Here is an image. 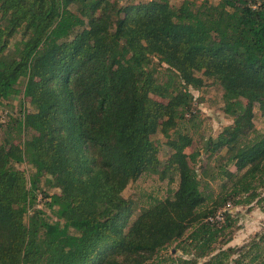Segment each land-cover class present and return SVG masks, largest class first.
Here are the masks:
<instances>
[{
	"label": "trees",
	"instance_id": "1",
	"mask_svg": "<svg viewBox=\"0 0 264 264\" xmlns=\"http://www.w3.org/2000/svg\"><path fill=\"white\" fill-rule=\"evenodd\" d=\"M207 80L233 118L204 148L226 149L217 175L197 171L193 137L176 131L195 115L189 87ZM21 81L32 109L0 122L27 136L0 141V264H148L175 242L193 256L177 264H264V231L246 250L216 246L229 204L264 188V0H0V104ZM159 132L173 150L163 164ZM169 171L173 196L132 219L127 186ZM43 177L60 192L39 193Z\"/></svg>",
	"mask_w": 264,
	"mask_h": 264
},
{
	"label": "rangeland",
	"instance_id": "2",
	"mask_svg": "<svg viewBox=\"0 0 264 264\" xmlns=\"http://www.w3.org/2000/svg\"><path fill=\"white\" fill-rule=\"evenodd\" d=\"M125 2L126 0H121ZM172 3L180 4L183 0H170ZM201 3L205 0H196ZM209 2L216 3L219 0H208ZM19 38V35L15 39ZM20 91L9 101H3L0 104V122L10 125L22 115L23 102L27 101L25 107L29 111L32 109L28 98L23 97L24 82L21 81L16 85ZM193 95L192 108L195 115L191 118H181L176 131H182L190 134L193 137L192 146L186 149L187 153L196 151L199 153L197 157L198 163L193 164L198 172H201V167L205 164L211 166L210 173L217 175L221 170V166H226V160L219 159L220 155H225L226 149H222L214 157H211L209 152L205 151L206 142L210 137H217L218 134L228 125L233 123V118L224 111L225 103L223 100V90L218 84L212 83L207 80L206 84L201 88L189 87ZM254 123L256 128L262 132L264 131V117L261 115L259 106L255 107ZM171 135L175 136L174 130ZM8 138L19 143L21 140L26 139L25 133H20L16 128H8V126H0V141ZM159 141L160 152L158 154L159 162L165 163L173 152L172 148L167 144L168 138L162 132H159L154 137ZM207 166V165H206ZM17 167L23 170L27 177V186L30 185V178L34 173V168L28 163H19ZM205 167V166H204ZM230 169L236 171L233 164L228 166ZM213 189L216 192L220 191V183L222 181H214L211 176L208 177ZM179 177L174 171H169L167 175L160 176L155 173H146L142 175L137 181L131 182L124 190L123 195L125 198L133 202L134 214L132 219L136 218L142 209L156 203L166 197L173 196L178 187ZM229 183V182H228ZM47 192L50 194L60 192L59 189L52 187L43 177L40 182L39 193ZM258 196L250 204H231L229 206V214L231 220L230 226L226 235L222 237L221 242L217 243V247L227 249L228 247H238L240 249H247L249 244L259 234L264 231V188L258 189ZM41 195L39 196V198ZM38 207L44 208L47 215L53 218V212L48 208L45 201H38ZM32 215V211L29 216ZM28 216L26 217V220ZM177 242L170 244L167 248L160 251L148 264H177L178 259H190L191 254H184L181 248L177 247ZM209 257L198 259V264H203Z\"/></svg>",
	"mask_w": 264,
	"mask_h": 264
},
{
	"label": "built area",
	"instance_id": "3",
	"mask_svg": "<svg viewBox=\"0 0 264 264\" xmlns=\"http://www.w3.org/2000/svg\"><path fill=\"white\" fill-rule=\"evenodd\" d=\"M229 206H230V204H229ZM218 218L220 219L221 217H220V216H218Z\"/></svg>",
	"mask_w": 264,
	"mask_h": 264
}]
</instances>
